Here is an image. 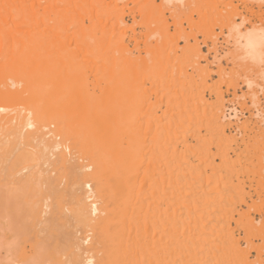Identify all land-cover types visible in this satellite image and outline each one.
I'll list each match as a JSON object with an SVG mask.
<instances>
[{
    "label": "bare ground",
    "instance_id": "1",
    "mask_svg": "<svg viewBox=\"0 0 264 264\" xmlns=\"http://www.w3.org/2000/svg\"><path fill=\"white\" fill-rule=\"evenodd\" d=\"M97 1L0 0V156L36 141L40 154L49 151L46 160H37L41 169L54 178L71 176L66 178L74 217L97 219L83 236L95 251L75 255L74 264H250L249 250L257 245L247 233L242 248L231 223L247 227L251 209H257L237 211L235 198L245 194L243 178L254 181L256 162L264 158L263 137L250 135L249 122L244 132L239 128V135H228L235 108L224 112L217 101H207L186 70L178 68L175 77L173 66L161 63V51L146 41L143 49L153 54L152 63L133 58L126 48L125 61L117 66L100 47L113 32L105 22L121 0L105 5L104 20L85 25L83 16L92 21L98 16L90 6ZM101 21L98 40L95 28ZM255 34H247L246 42L260 62L262 40ZM91 38L98 40L95 46ZM131 38L141 52L135 34ZM90 59L101 62L110 83L99 94L91 89ZM149 73L154 74L147 85L143 76ZM24 94L26 105L19 103ZM201 104L212 111L199 112ZM8 127L18 133H7ZM5 195V202L15 196ZM36 208L29 206L32 216L38 215ZM7 253L0 251V264H6Z\"/></svg>",
    "mask_w": 264,
    "mask_h": 264
},
{
    "label": "rangeland",
    "instance_id": "2",
    "mask_svg": "<svg viewBox=\"0 0 264 264\" xmlns=\"http://www.w3.org/2000/svg\"><path fill=\"white\" fill-rule=\"evenodd\" d=\"M111 2L113 1L98 0L97 4H91V8L97 10L98 16L95 21H92L87 14L83 16L85 25L95 24L96 20L103 18L102 11L105 5H109ZM102 21L95 28L96 36L94 37L98 40L103 35L101 31L103 29ZM105 24L113 32L105 37L104 42L107 45L103 48L100 47V49L105 50V53L113 57L117 66H122L124 63L127 54L126 48L131 50L130 53H132L133 58L145 57L152 63L153 54H147L143 49L145 47L144 41H146L152 48H158L161 51V63L173 66L170 68L174 69L175 77L179 75V69L186 70V74L191 75L195 82L199 83V89L202 90L207 101H217L218 107H224V112H231L228 108H232L233 112L235 108L236 118L230 117L234 125L226 128L228 135H239V128H242L241 131L244 132L243 127L249 122L250 126L253 127L252 131H254L250 135L260 134V138L263 137V141L262 139L259 140L263 144H260L264 145V0H183L182 3L181 0H121L114 14L109 17ZM237 25H240L239 29L236 28ZM125 27L126 36H123ZM73 29L74 27L71 26L70 30ZM252 31L262 36L259 35L262 40L260 62H258L260 59L256 60L258 56L254 58L255 53L252 54V50L246 42V36ZM133 34L140 41V47L143 49L141 52L135 48L136 40L131 38ZM254 38L257 39V37ZM89 40L93 46L98 41L93 38ZM87 64H94L89 68L88 74L92 81V91L99 94L110 83L102 76L100 61L95 62L90 59ZM153 74L149 73L143 76L147 85H150ZM181 79L184 80V75ZM254 91L256 92L255 95L253 94ZM252 94L258 98H253ZM218 96L222 98L221 101L218 100ZM24 97L26 98L27 94L23 95V101L20 99V104H24ZM201 105L203 107L199 109V112L212 111H204L205 104ZM209 107L213 106L209 104ZM158 112L162 111L159 110ZM256 114L258 115L255 117ZM49 121L54 124L53 121ZM253 121L256 122V125ZM13 126L12 122L10 128ZM256 126L261 128L257 129ZM8 128L7 133L14 128L20 129L18 126L13 129ZM31 129L26 131L29 132ZM2 132L4 135V130ZM13 132L15 131L13 130ZM22 143L20 142V144ZM27 143L24 146L18 143L14 147L19 145L21 146L20 149L16 151L14 148V153L12 152L13 154L11 153L7 157L3 153L1 155L4 158L0 156L1 254L6 255L8 252L10 257L6 259V264H11V260H14V264H74L75 255L81 258V256H88L95 251L92 250L91 241H83V236L92 229V225L95 224L94 220L97 219L92 218L91 220L90 218L81 221L74 217L73 196L67 190V180L71 176L66 175L68 178L66 176L63 178L50 177V172L46 168L43 171L41 169L44 167L43 164H39V162L46 160L49 151L45 155H43L44 153L40 154L43 150L37 151L40 149L36 141ZM234 147H238L239 151V145L235 144ZM36 152L43 156L37 155ZM28 156H31L30 159ZM16 157L19 158L16 159ZM81 157L84 156L80 152L77 154V159L82 161ZM20 158H24V161L26 159L27 163L23 160L21 162ZM263 159H261L262 163L256 162L259 166L255 165L254 169L257 170V172L255 171L257 174L254 175V181L252 179L250 182L246 177L243 179L241 177L244 180H241V184L244 185L245 194L249 193V196L244 194L242 199L240 197V199L235 198V201L238 199L236 201L237 211H248L250 205L257 209H251L248 215L249 220L247 219V227H242L237 222L231 223V229L236 238H239L242 248H247L245 240L247 233L252 236L257 245L249 250L248 260L250 264H264ZM37 160L39 161L38 164ZM13 161L17 163L13 165ZM217 161L219 162V160ZM29 169L31 172L28 171ZM34 169L37 170L36 173L40 171L38 175L35 173V176L33 175V172L36 171ZM31 173L35 178H31L33 182L29 179ZM250 174L249 179L253 178V172ZM19 177L21 178L19 179ZM30 181L33 183L32 188L28 186ZM256 185H259L260 188H256ZM5 193H12L15 196L5 202L7 196ZM34 202H36L35 205ZM32 205L39 210L37 216H32L30 212L29 206ZM58 209L57 214H59L55 217L56 219L50 218L53 211ZM238 216L235 214V217ZM91 250L92 252H88Z\"/></svg>",
    "mask_w": 264,
    "mask_h": 264
},
{
    "label": "clouds",
    "instance_id": "3",
    "mask_svg": "<svg viewBox=\"0 0 264 264\" xmlns=\"http://www.w3.org/2000/svg\"><path fill=\"white\" fill-rule=\"evenodd\" d=\"M183 2V0H181V3Z\"/></svg>",
    "mask_w": 264,
    "mask_h": 264
}]
</instances>
